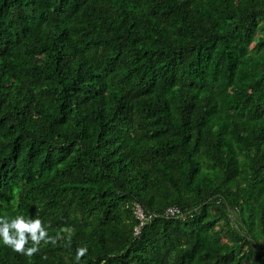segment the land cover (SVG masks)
Returning a JSON list of instances; mask_svg holds the SVG:
<instances>
[{
	"label": "trees",
	"instance_id": "trees-1",
	"mask_svg": "<svg viewBox=\"0 0 264 264\" xmlns=\"http://www.w3.org/2000/svg\"><path fill=\"white\" fill-rule=\"evenodd\" d=\"M18 215L56 243L0 264H264V0H0Z\"/></svg>",
	"mask_w": 264,
	"mask_h": 264
},
{
	"label": "clouds",
	"instance_id": "clouds-1",
	"mask_svg": "<svg viewBox=\"0 0 264 264\" xmlns=\"http://www.w3.org/2000/svg\"><path fill=\"white\" fill-rule=\"evenodd\" d=\"M141 227V225H139ZM0 241L13 251L32 257L40 251L41 243L55 244L56 237L49 235L47 227L40 218H25L18 215L15 218L0 217ZM31 242V247L27 245ZM87 253L86 248L77 249L76 260Z\"/></svg>",
	"mask_w": 264,
	"mask_h": 264
},
{
	"label": "bare ground",
	"instance_id": "bare-ground-1",
	"mask_svg": "<svg viewBox=\"0 0 264 264\" xmlns=\"http://www.w3.org/2000/svg\"><path fill=\"white\" fill-rule=\"evenodd\" d=\"M135 212H136V215H137L138 220L140 221V223H139L140 225H144L147 222H149L150 216L145 212V210L143 209L142 206H140V205L137 204L135 206ZM171 214H175V213L173 212Z\"/></svg>",
	"mask_w": 264,
	"mask_h": 264
}]
</instances>
